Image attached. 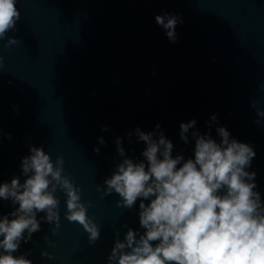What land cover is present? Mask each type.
I'll return each instance as SVG.
<instances>
[{"label":"clouds","instance_id":"clouds-1","mask_svg":"<svg viewBox=\"0 0 264 264\" xmlns=\"http://www.w3.org/2000/svg\"><path fill=\"white\" fill-rule=\"evenodd\" d=\"M16 5L17 0H0V40L16 30L21 19ZM155 21L175 43L176 26L182 19L165 12ZM17 43L15 37H8L9 46ZM2 63L0 56V66ZM216 120L213 114L211 121ZM196 123L192 119L180 124L185 144ZM155 127L160 130L159 124ZM135 132L146 145L141 153L145 159L135 162L128 158L117 137V151L123 160L104 180L102 195L118 194L117 207L127 209L134 208L139 199V225L144 231L141 234L124 224V239L114 240L108 264H264V200L257 191L256 172L247 171L256 156L254 148L219 126V142L210 133L193 131L194 158L185 159L182 154L173 156L174 145L163 130L143 132L137 128ZM6 135L11 139V133ZM98 144H105L103 137L98 138ZM93 150L99 154L100 147ZM20 167L26 177L23 183L19 177L0 183V199L18 205L0 217V264H33L26 254L14 253L21 242L27 243L40 230L38 213L56 225L53 232L58 230V189L67 197L66 219L81 225L90 243L100 238L99 226L87 214L89 204L81 200V189L65 174L63 156L53 161L43 145L31 146ZM97 191H101L100 185ZM146 200L150 202L146 204ZM41 255L52 258L47 252Z\"/></svg>","mask_w":264,"mask_h":264}]
</instances>
